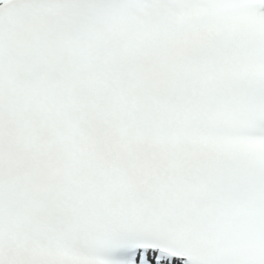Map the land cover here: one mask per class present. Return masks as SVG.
<instances>
[{
  "label": "snow or ice",
  "instance_id": "obj_1",
  "mask_svg": "<svg viewBox=\"0 0 264 264\" xmlns=\"http://www.w3.org/2000/svg\"><path fill=\"white\" fill-rule=\"evenodd\" d=\"M0 264H264V0H0Z\"/></svg>",
  "mask_w": 264,
  "mask_h": 264
}]
</instances>
